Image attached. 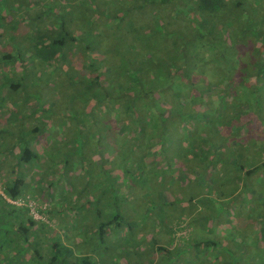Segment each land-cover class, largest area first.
I'll return each mask as SVG.
<instances>
[{
	"label": "trees",
	"instance_id": "obj_1",
	"mask_svg": "<svg viewBox=\"0 0 264 264\" xmlns=\"http://www.w3.org/2000/svg\"><path fill=\"white\" fill-rule=\"evenodd\" d=\"M51 1L0 0V85L16 92L23 87L15 74L16 67L24 65V56L17 58L19 35L24 34L22 42L27 44L22 51L39 60L32 64L37 67L59 68L55 63L65 59L64 51L82 42L91 72L79 80L83 94L77 95L85 101L93 95L99 121L110 117L114 125L111 149H160V140L167 142L177 134L178 149H224L221 155L242 156L224 161L229 182L226 190L219 186L220 198L228 212L246 218L241 223L244 227L250 220L254 229L264 231V0H115L113 9L108 8L113 0H75L85 9L79 19L72 16V0ZM50 16L55 30L47 26L45 18ZM67 17L70 24L77 18L79 34L72 32L74 26ZM94 53L110 62L104 72L100 71L102 59L93 58ZM3 68L10 71L4 77ZM30 132L35 136L39 128ZM186 134L193 137L194 146L186 144ZM100 137L101 133L102 145ZM2 150L4 157L13 155L14 172L38 164L39 150L28 146ZM23 176L0 185L6 197L17 200L31 194V183ZM53 208L40 210L49 223L53 215L62 216ZM255 213L259 220L251 217ZM0 215L6 217L0 220V251L3 242L15 249L13 264H104L109 258L100 260L85 250L75 251L58 237L56 223L37 221L28 208L10 205L1 196ZM123 220L116 215L101 224L99 242L117 230L122 232ZM186 228L183 224L174 228V243L175 232ZM184 238L183 247L187 242L195 247L215 246L214 241ZM261 245L252 247L251 259L244 264L258 260L264 264V241ZM169 248L156 249L168 253ZM229 251L233 254L227 255L226 264H238L237 251ZM1 260L5 261L2 254Z\"/></svg>",
	"mask_w": 264,
	"mask_h": 264
},
{
	"label": "rangeland",
	"instance_id": "obj_2",
	"mask_svg": "<svg viewBox=\"0 0 264 264\" xmlns=\"http://www.w3.org/2000/svg\"><path fill=\"white\" fill-rule=\"evenodd\" d=\"M113 1L108 8L113 9L116 4ZM76 3L71 1L74 6L72 16L79 19L85 9ZM77 18L74 25L66 18L71 27L74 26L72 32L75 34L80 33ZM45 20L47 26L51 25L55 30L53 22L49 23L52 17ZM21 36L16 39L22 52L17 53V58L24 56V65L17 66L15 74L23 87L16 92L0 85V185H7L15 176L21 178L23 173L26 183H31L32 191L27 196L41 204L47 203L51 208L55 205V212L62 214L56 213L58 216L53 215L51 221L52 225L56 223L55 231L61 241L73 246L75 251L77 248L85 250V254L100 260L109 256L108 260L104 259V264H126L128 261L134 264L139 259L142 264H156L157 254L152 249L159 241L160 231L172 234L180 224L187 228L175 232L176 241H169L174 245L166 248H169L168 253H158L160 257L163 255L159 264H226L231 248L237 251L238 264L251 259L253 250L262 246L264 231L260 227L258 231L254 229L250 220L244 227L241 223L246 218L228 212V205L221 201L219 193V186L222 184V189L226 190L229 182V177L225 176L227 171L223 170L229 167L224 161L242 156L221 155L224 149H178L180 138L177 134L167 142L160 140L157 146L160 149H111L114 125L110 117L99 121V110L92 94L88 101L78 98L83 94L79 80L91 72L86 65L89 53L87 55L84 44L78 42L74 48L64 51L65 59L55 63L57 69L51 65L37 67L32 64L39 60L22 51L27 44L22 42L24 34ZM1 40L3 42L4 38ZM92 56L102 59L101 72L109 67L110 62L105 56L98 53ZM1 72L4 77L3 74L10 71L3 68ZM258 122L261 121L256 124ZM35 127L39 132L34 136L30 131ZM100 133L102 145L98 140ZM192 138L186 134V144L194 146ZM203 140L207 145L208 141ZM106 142L108 144L103 145ZM148 145L144 144L145 147ZM25 146L39 150L38 164L22 166L14 172L13 155L4 157L2 149H23ZM211 158L216 160L213 162ZM116 215L124 219L123 231L117 230L111 237L106 235L105 240L99 242L97 234L101 224L113 220ZM257 216L255 213L251 217L259 220ZM1 219H6L5 215H0ZM60 221L68 223L69 227L62 229ZM46 222L47 225L51 223ZM128 224L133 231H129ZM140 226L150 232L140 229L139 233L136 228ZM112 228L106 230L107 233ZM187 235L188 241L191 238L214 241L215 246L203 243L195 247L187 242L183 247L182 239ZM137 243L139 246H135ZM8 245L3 242L0 255L5 261L1 260L0 264L14 263L11 258L17 253ZM243 253L249 256L244 257ZM254 264L261 262L258 260Z\"/></svg>",
	"mask_w": 264,
	"mask_h": 264
},
{
	"label": "built area",
	"instance_id": "obj_3",
	"mask_svg": "<svg viewBox=\"0 0 264 264\" xmlns=\"http://www.w3.org/2000/svg\"><path fill=\"white\" fill-rule=\"evenodd\" d=\"M0 196L10 205H14L16 207H26L29 209V214L35 219V220H40L46 222V218L44 214L40 213V210L46 212L48 208L47 203H39L36 200H33L30 198V196L25 197L24 199H17V200H12L6 197L4 194L3 190L0 187Z\"/></svg>",
	"mask_w": 264,
	"mask_h": 264
},
{
	"label": "crops",
	"instance_id": "obj_4",
	"mask_svg": "<svg viewBox=\"0 0 264 264\" xmlns=\"http://www.w3.org/2000/svg\"><path fill=\"white\" fill-rule=\"evenodd\" d=\"M99 197H97V199H98ZM63 223V224H62ZM60 224H61V227H62V225H66V223L65 222H63V221H60ZM136 229H138L137 231L139 232V233H141L139 230L141 229V231H147V232H150L149 230H148V228H146V230H145V227H139V228H136ZM123 231V230H122ZM129 231H133V229L131 230L130 228H129ZM121 232V231H120ZM145 232H143V233H145ZM146 232V233H147ZM155 232V231H154ZM155 233H158V232H155ZM162 235V236H161ZM111 237V236H110ZM158 243H155V246H154V248H153V250H154V252L157 254V260L155 261V263H159L160 261H162V256L160 257V256H158V251H157V249L156 248H161V247H164V249H166L167 247H169L168 245H169V241H173L174 242V239H173V232H172V234L170 233V231H167V232H165V231H160V237L158 238ZM183 241H184V239H182ZM175 241H176V239H175ZM163 243H165V245L163 244ZM138 244V243H137ZM136 244V245H137ZM137 246H139V245H137ZM137 251H139V252H141L142 251V254H144V255H146L145 254V252L142 250V249H138ZM160 254V253H159ZM166 254V253H165ZM164 254V255H165ZM184 256V255H183ZM107 260L109 259V258H106ZM130 263V261H128V262H126V264H129ZM134 264H142V261H140V259H139V261H134Z\"/></svg>",
	"mask_w": 264,
	"mask_h": 264
}]
</instances>
